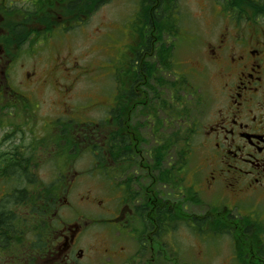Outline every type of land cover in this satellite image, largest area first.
Instances as JSON below:
<instances>
[{"label": "flooded vegetation", "instance_id": "obj_1", "mask_svg": "<svg viewBox=\"0 0 264 264\" xmlns=\"http://www.w3.org/2000/svg\"><path fill=\"white\" fill-rule=\"evenodd\" d=\"M75 1L0 0V131H14L19 150L0 162L65 164L51 183L39 247L25 244L0 264H188L189 239L199 261L226 252V264H264V0H200L196 14L188 5L180 12L179 0H134L119 71L106 74L114 90L102 99L101 125L88 121L91 128L78 126L82 112L68 105L76 74L62 86L47 73L58 87L49 91L66 97L61 118L40 114L45 101L35 98L46 78L36 82L39 48L57 34L68 40L92 14ZM161 4L168 10L163 36L173 24L183 40L199 45L201 71L216 81L194 119L182 110L174 119L173 44L156 43ZM175 124L184 132L180 141L173 140ZM189 132L202 157L193 176ZM83 153L98 172L72 171ZM96 176L100 200L84 188ZM201 191L209 195L205 202L197 198ZM189 205L199 211L190 213Z\"/></svg>", "mask_w": 264, "mask_h": 264}, {"label": "rangeland", "instance_id": "obj_2", "mask_svg": "<svg viewBox=\"0 0 264 264\" xmlns=\"http://www.w3.org/2000/svg\"><path fill=\"white\" fill-rule=\"evenodd\" d=\"M187 5L189 10H192L196 14L201 6V1L179 0L177 4L180 12L185 7L187 8ZM134 9V0H112L108 4L98 7L85 25L72 31L68 36V40L59 37V34H57L56 37H50L44 41L43 45L39 48L38 64L35 65V71L37 70V75L40 76V78L37 77L36 82L42 81V77L46 76L44 79L45 83L39 85L35 91V98L42 103L45 101L40 107V114L46 115L47 118L49 116L61 118L63 103L66 100V97H60L57 92L53 93L49 91L56 90L58 87L54 83H48L52 79L47 73H51L56 79H60V85L62 86L68 85L67 80L70 84L74 77L73 75L76 74L75 84L71 91L72 95L69 96L70 100L68 105H72L76 112H82V115L78 119L85 120V123H88V121H92L95 124L100 123L103 109L101 104L102 99L111 93L115 86L114 80L111 77H107L106 74H114L119 71L120 58L118 55L120 44L125 36L127 38L131 36V16ZM188 37L192 38V36ZM63 40L65 41L61 42ZM126 44L130 45L132 43L127 39ZM173 46L172 63L170 64L169 70L172 75V85L174 87L173 108L178 116H181L182 110L188 114V117L190 116V119H194L199 114V111L203 109L204 105L208 103L209 96L212 97L216 81L210 72L201 71L202 65L199 62L201 47L199 45L194 44V47H192L189 41L187 43L186 40L177 39L174 41ZM66 60H68L66 67H70L69 70H73V74L69 70L63 71L62 69L56 72L54 65L59 61L65 62ZM31 62V60L26 58L24 63L29 66ZM47 83V87L44 88ZM198 97L202 99L201 103H193ZM84 111L89 112L85 113ZM176 128L177 126L175 124L172 128L173 139L180 141L184 132L176 130ZM14 133L8 129L0 131V144L7 145L1 148L2 152L8 151L11 153L19 151L17 146L12 147L14 142L18 144L15 141L16 136L14 137ZM190 141L192 150L189 152L188 162L190 164H196L191 166L193 167L192 169L191 167L189 168V172L193 176L197 168L196 166L202 161V157L195 149V139H191L190 136ZM50 143H53V139H51ZM35 164L31 163V165H27L30 167L29 172L37 180L45 184V186H49L57 174L56 164L48 160H44L38 167ZM91 165V159L85 154L83 158L74 161L72 171H87L88 169L90 171L93 170ZM57 166L60 172L65 168V165L61 163H57ZM24 186L25 184L23 182L9 180L4 175H0V200L5 198V195L10 194L12 190L20 189ZM84 188L89 190L98 200L104 197L100 176L88 180L84 184ZM35 189L37 188L35 187ZM197 198L200 199V202H205L209 199V195L201 191ZM197 211H199L197 207L189 205L190 213ZM94 237L99 239L101 233L96 232ZM30 238L28 237L25 240L28 241ZM226 241L228 240L225 239L223 241L225 245L221 247L222 251H224L226 244L228 245ZM17 245L21 244L17 242L14 246L10 247L11 250L6 249L1 253L0 263L5 259H9L8 257L14 252L24 251V245L20 247ZM195 246L194 241L189 239L188 264H226V252H215L211 254L207 252L204 258L199 261Z\"/></svg>", "mask_w": 264, "mask_h": 264}, {"label": "trees", "instance_id": "obj_3", "mask_svg": "<svg viewBox=\"0 0 264 264\" xmlns=\"http://www.w3.org/2000/svg\"><path fill=\"white\" fill-rule=\"evenodd\" d=\"M104 2H105V0H76L75 1L77 9H79L80 6H83L86 8L85 14L89 13L90 6L92 7L93 10H95L98 6H100ZM160 6H163L165 9V10H160V7H159L158 13H157V20L159 22V25L157 26V30L159 33L158 36L161 38L164 35L162 30L165 29L163 26L164 23L161 22V18L164 16L165 12L168 10H167V5L161 4ZM147 17H148V14H147ZM165 27H170V26L167 25ZM174 28L175 27L172 25V27L170 29H168L169 36L171 38L176 37V33L174 31ZM158 40L159 39L156 40V43L159 42ZM162 53H164V52H162V50H161L160 51L161 56H162ZM164 58L165 57L161 58V61L165 62ZM99 148H100V145L97 146V149H99ZM99 157H100V153H99ZM7 163L8 162L2 163L1 168H4L8 164H12V165L16 164L13 162L12 159L8 164ZM8 203L12 206L13 209L16 207H19V206H26L27 205V206H29L31 211L33 213H35L36 215H43L44 214L43 213L44 208H40V206L37 205V202L35 201L33 196H31L25 190L17 191L15 193H13L11 196H9ZM18 220H20V217H18L13 210L12 211H9V210L8 211H5V210L1 211V213H0V245H5V244L9 243L12 240V237H14V236H16V234H18L17 230L19 229V226L16 225V221H18ZM37 237L35 238V242H34L35 246L39 244Z\"/></svg>", "mask_w": 264, "mask_h": 264}]
</instances>
